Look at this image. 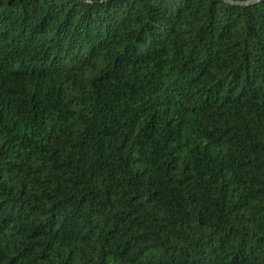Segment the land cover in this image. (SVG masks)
<instances>
[{
    "label": "trees",
    "instance_id": "obj_1",
    "mask_svg": "<svg viewBox=\"0 0 264 264\" xmlns=\"http://www.w3.org/2000/svg\"><path fill=\"white\" fill-rule=\"evenodd\" d=\"M0 264H264V0H0Z\"/></svg>",
    "mask_w": 264,
    "mask_h": 264
}]
</instances>
